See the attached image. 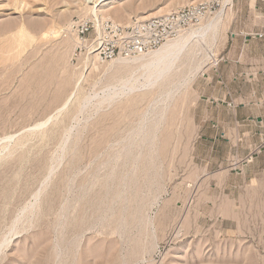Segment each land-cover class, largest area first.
Here are the masks:
<instances>
[{"label": "rangeland", "instance_id": "obj_1", "mask_svg": "<svg viewBox=\"0 0 264 264\" xmlns=\"http://www.w3.org/2000/svg\"><path fill=\"white\" fill-rule=\"evenodd\" d=\"M97 1L0 0V142L13 137L0 155V240L79 124L0 264H264V0H106L98 17L121 25L192 4L223 10L201 66L166 103L155 104L169 78L79 113L82 97L128 73L98 60L86 68L75 51L72 23L93 18ZM226 59L240 60L232 97ZM238 102L259 106L251 123L235 122Z\"/></svg>", "mask_w": 264, "mask_h": 264}, {"label": "bare ground", "instance_id": "obj_2", "mask_svg": "<svg viewBox=\"0 0 264 264\" xmlns=\"http://www.w3.org/2000/svg\"><path fill=\"white\" fill-rule=\"evenodd\" d=\"M105 1L106 0H98L97 2H95V4L90 6V10L93 13L92 14L93 18H96L98 20L103 19L102 16L98 17L97 11H99V10L101 11V10H103V8H105ZM227 2H228V0H223V2H222L223 7L225 4H227ZM161 8L158 9V11H160ZM166 10H169V9H166ZM222 10H223V8L220 9L215 15L213 14V16H208L207 18H204L199 24L191 26L188 29L178 33L174 38L167 40L166 42H164L163 44H161L159 47H157L155 49H148V50L139 52L138 54H135L132 56H120L118 58L108 60V61L99 60V58L94 53H89V52L84 53L85 56H84L82 62L86 68L88 67L89 63L94 65V64H96V61L98 60L100 62H104L102 64H104L105 70H107V68H112V67L117 66L119 68H123L128 73L126 72L127 75L123 78H120L117 81V84L115 81V84H113L112 86L106 85L107 87H105L101 93L93 92L89 95L82 97L79 101V105H78L79 107L77 109L78 112L82 113L85 109H87L90 106H92V110L94 109L93 111H96V110H98L97 107L99 105H101V104L108 105L116 97L121 96L122 94H124V93H126L132 89L133 90H135V89H141L142 90L144 88H151L158 83H160L159 85H163L161 83L162 82L165 83V81L168 78H169V81L167 84L163 85L164 88L162 87L163 90L160 93V97H158V98L156 96L154 97V99L157 98L156 99L157 101L155 102V104L157 105L158 103H160L159 102L160 100H161V102L165 101L168 97H170L171 94L173 96V92L175 93L176 91L181 90V87L188 81V74L191 73L193 66H195L196 68L201 66V64H202L201 62L200 63L195 62L196 58L200 54H202V51L205 52L206 46L211 45V43H212L211 41L213 40L212 36L215 35L214 30L216 31V26L218 24V20L220 19V14H221ZM124 11H126V10L124 9ZM154 12L155 11H153V13ZM112 13H113V15L117 16L118 19H121L124 16V12H122V8L117 9V10H113ZM144 18H146V17H144ZM23 30H24V27H22L20 29V31H23ZM212 34H214V35H212ZM98 35H100L99 32H97V36ZM170 78H172L171 81H170ZM158 94H159V92H158ZM175 94H177V92ZM165 103H166V101H165ZM66 107H67V104L64 103L58 109V110H60V111H58V113L61 114V111H64L63 109ZM157 107H159V106H155V108H157ZM89 110L91 113L92 110L91 109H89ZM144 112H146V111H144ZM87 113H89V112H87ZM152 113L154 114L153 111L150 114H152ZM57 114L53 115V116L50 115L45 120L33 124L32 126L27 128V130H28L27 133L28 132L31 133L34 131L41 130L43 128V125L46 122H49L53 117L55 118V116H57ZM156 114H157V112H156ZM159 115H161V114H159ZM74 116H76V115H74ZM143 116H145V113ZM146 116H147V114H146ZM150 119H151V121L153 120L152 118H150ZM144 120H146V119L144 118ZM154 120H155V118H154ZM75 122H77V123H75ZM74 123L68 130L65 131L63 137L61 138L57 152L54 155V157L52 158L51 165L49 164L50 166H49V169L47 170L48 173H47L46 177H44V179L42 180L39 189L34 193L31 202L26 204L19 211V213L15 216L14 221L12 222V224H11L9 230L7 231L6 235H4L2 237V239L0 240V251L7 244L8 235H13V234L17 233V231L19 229V224L24 222V221L30 220L32 218V216L34 215V211L36 210L35 208H36L37 203L39 201L40 193L43 191V188L47 185L46 183H48V180H50L49 178H51L50 176L53 175L52 173L54 172L55 168L60 164V162L62 161V159L64 157L65 150L67 149V144L70 141L72 133H74L73 132L74 129H76L75 125L78 124L77 117H75ZM145 124H147V121H145ZM144 126H146V125H144V123H142V125L140 126L141 129H139L140 132L142 131ZM34 135H35V133H34ZM129 135H131V134H129ZM143 136L144 135H142V137ZM4 138H5V140L3 142H0V143H2V146H0V155L5 154V151L8 148H10V145L12 144V141H13V137H11V136L4 137ZM4 138H2V139H4ZM129 140H131V139H129ZM143 140L144 139L142 138L141 141H143ZM129 143L130 142H128V144ZM132 143H136V142L134 141ZM141 143L142 142H140V144ZM128 144H127V146H128ZM141 146H142V144H141ZM8 152H9V150H8ZM61 217H62V215H61Z\"/></svg>", "mask_w": 264, "mask_h": 264}, {"label": "built area", "instance_id": "obj_3", "mask_svg": "<svg viewBox=\"0 0 264 264\" xmlns=\"http://www.w3.org/2000/svg\"><path fill=\"white\" fill-rule=\"evenodd\" d=\"M211 13L206 6L192 4L146 20L135 19L127 25L108 19H78L72 23L77 39L75 51L94 53L101 61L132 56L159 47L178 33L199 24ZM92 31L100 35L96 34L93 40H89L88 35Z\"/></svg>", "mask_w": 264, "mask_h": 264}, {"label": "crops", "instance_id": "obj_4", "mask_svg": "<svg viewBox=\"0 0 264 264\" xmlns=\"http://www.w3.org/2000/svg\"><path fill=\"white\" fill-rule=\"evenodd\" d=\"M223 62H224V65H225V68L224 69H227L228 67L230 68V75L228 74V71L227 70H224V71L222 70L221 73H220L221 74V79L225 83V88H226L225 94L226 93L227 94H230L231 97H232V96H235L236 91L233 90V89L231 90L230 88L238 80L237 74H238V68H239L240 60L239 59H233V60L226 59V60H223ZM250 63H253V62L250 61ZM256 67L258 69L257 70L258 71V76L260 78H264V60L263 61H260V62H257ZM253 68L254 67L251 66L250 69H249V71L252 72L253 71ZM254 77L252 76V73H250L249 80L252 81V79H254ZM235 99H237V98H235ZM257 107H259V106H255L254 104H245V103L238 102L237 105H236V107L233 109V111L235 113V122L238 125H240V121H243V120H247L249 123H251L252 118L254 117L253 112H254V110ZM243 112H245V119H238V117H237L238 113L241 114ZM257 118H258V116H257Z\"/></svg>", "mask_w": 264, "mask_h": 264}]
</instances>
